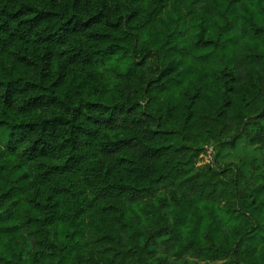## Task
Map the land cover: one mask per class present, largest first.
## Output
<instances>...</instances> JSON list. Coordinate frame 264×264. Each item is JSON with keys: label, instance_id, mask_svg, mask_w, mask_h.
<instances>
[{"label": "trees", "instance_id": "trees-1", "mask_svg": "<svg viewBox=\"0 0 264 264\" xmlns=\"http://www.w3.org/2000/svg\"><path fill=\"white\" fill-rule=\"evenodd\" d=\"M243 137L264 0H0V264H264V182L182 177Z\"/></svg>", "mask_w": 264, "mask_h": 264}, {"label": "rangeland", "instance_id": "rangeland-1", "mask_svg": "<svg viewBox=\"0 0 264 264\" xmlns=\"http://www.w3.org/2000/svg\"><path fill=\"white\" fill-rule=\"evenodd\" d=\"M254 130V128L252 129ZM0 149L3 156L7 157L3 143L0 139ZM216 163L219 167H224L229 164L236 165V169L240 175L251 181L253 184H259L264 182V144L259 142H251L248 138H241L235 146H221L213 147L208 146L194 161L192 167L187 170L182 177L193 174L199 170L204 169L206 166L212 163ZM234 172L229 170L224 173V176L231 180ZM184 189L177 184L166 187L159 192L155 199H166L168 202V210L172 211L176 205L174 196L181 197ZM168 237V233L163 235L161 239ZM159 239V240H161ZM153 247V246H151ZM164 253L154 247L150 256L146 255L147 261L152 262L151 257H157ZM145 257V258H146ZM179 260V259H178ZM209 264H231L230 258L222 259H210L207 261Z\"/></svg>", "mask_w": 264, "mask_h": 264}, {"label": "clouds", "instance_id": "clouds-1", "mask_svg": "<svg viewBox=\"0 0 264 264\" xmlns=\"http://www.w3.org/2000/svg\"><path fill=\"white\" fill-rule=\"evenodd\" d=\"M225 230H227V226H226ZM260 251H261V253H264V248H261ZM179 264H183V261H180Z\"/></svg>", "mask_w": 264, "mask_h": 264}]
</instances>
